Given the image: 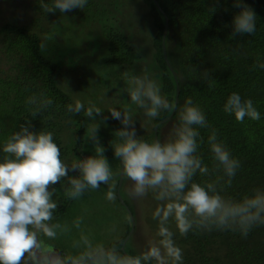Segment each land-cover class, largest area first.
<instances>
[{
    "label": "trees",
    "instance_id": "obj_1",
    "mask_svg": "<svg viewBox=\"0 0 264 264\" xmlns=\"http://www.w3.org/2000/svg\"><path fill=\"white\" fill-rule=\"evenodd\" d=\"M11 1L0 0V63L5 64L0 67V160L6 155L2 149L8 137L27 121L30 131L53 134L61 160L70 166L96 154L88 135L93 124L99 123V143L113 171L109 185L85 191L74 203L66 191L70 188L68 180L77 173L70 171L69 177L52 185L49 190L54 189L52 198L58 205L52 223L79 211L82 222L72 232L78 239L83 233L93 243H119L123 253L133 256L148 248L136 238L135 206L126 192L131 181L122 175L117 188L120 161L111 142L118 141L114 132L122 125L111 117L108 110L112 108L128 111L140 139L151 143L155 133L156 140L165 142L179 124L180 110L191 99L209 125L197 128L196 155L209 167L210 175L198 172L193 182L203 186L223 177L218 191L234 200L251 196L255 189L264 190V68L258 66L264 63V0H242L256 15V29L251 35L236 36L232 21L240 8L233 0H155L158 8L152 0H88L82 10L58 13L53 24L47 22L49 13L42 11L41 0ZM5 2L11 3L1 8ZM43 2L51 5L52 0ZM212 8L215 11L210 12ZM41 43L47 45L43 51ZM88 63L93 73L88 74ZM125 71L137 76L148 74L175 109L162 111L157 118L147 117L130 100ZM232 93L251 99L260 119L245 117L241 123L226 113L223 106ZM41 95L53 103L33 116L34 106L27 101ZM76 102L85 109L100 108L102 114L91 120L83 110L69 112V105ZM213 129L218 142L240 162L230 186L224 183L227 177L222 169L212 171L216 161L208 137ZM113 182L121 203L117 197L114 201L106 198ZM145 198L154 212L160 202L151 192ZM128 213L133 221L130 234ZM147 223L156 235L158 221L152 215ZM169 227L183 251V264H264V225L253 228L246 237L239 231L217 229H194L181 237L174 222L170 221ZM54 245L61 252L78 251L72 246Z\"/></svg>",
    "mask_w": 264,
    "mask_h": 264
},
{
    "label": "clouds",
    "instance_id": "obj_2",
    "mask_svg": "<svg viewBox=\"0 0 264 264\" xmlns=\"http://www.w3.org/2000/svg\"><path fill=\"white\" fill-rule=\"evenodd\" d=\"M11 2H5L2 7ZM87 2L52 0L49 5L41 0L40 7L45 13L59 10L68 14L72 9L82 10ZM233 2L240 8L232 21L233 36L253 34L257 20L253 9L242 0ZM155 6L158 8L157 3ZM55 18L58 17L55 15ZM163 18L165 28L166 17L163 15ZM47 22H51L50 19ZM39 46L42 51L47 47L44 43ZM258 66L264 68V63ZM124 76L130 85L127 91L131 102L143 109L147 117L157 118L162 111L175 109L176 106L161 95L160 85L148 74L137 76L125 71ZM27 103L34 106L32 115L36 116L53 101L41 95L30 97ZM82 110L91 120L102 114L100 108L90 106L85 109L81 102L68 107L73 113ZM223 110L241 123L245 117L254 121L260 119L252 100L242 99L237 93L227 97ZM108 111L122 125L114 132L118 141L111 142V146L121 163L120 174L132 181L129 196L140 199L151 192L160 202L153 212V219L158 221L156 236L159 239L152 241L140 255L133 256L123 253L119 243L110 246L93 243L89 236L81 233L79 240L73 243V248L78 251L74 254L59 251L50 241L56 240L58 232L69 229L66 225L52 223L58 205L52 198L54 189H49L69 177L70 171L77 173L68 180L70 188L66 191V196L75 200L87 190L109 185L113 181V171L103 155L105 149L99 143V123L93 124L88 135L96 154L73 161L69 166L61 160L53 134L32 132L30 122L26 121L19 131L8 137L2 149L6 155L0 161V264H150L152 261L155 264H183V251L175 242L176 233L169 227L170 221L174 222L181 237L194 229L239 231L246 237L253 228L264 225V190L255 189L251 196L234 200L218 191L223 177L203 186L193 182L198 172L210 175L209 167L196 155L200 137L197 128L209 125L203 111L193 105L191 99L180 110L179 124L165 142L149 143L137 137L134 120L128 111L115 108ZM208 143L216 161L212 171L222 169L227 177L224 183L230 186L240 168L239 160L218 142L215 129L209 135ZM114 188L113 182L106 194L109 201L116 199ZM81 222L77 219L74 226L80 228Z\"/></svg>",
    "mask_w": 264,
    "mask_h": 264
},
{
    "label": "rangeland",
    "instance_id": "obj_3",
    "mask_svg": "<svg viewBox=\"0 0 264 264\" xmlns=\"http://www.w3.org/2000/svg\"><path fill=\"white\" fill-rule=\"evenodd\" d=\"M2 8V6H1ZM60 11L57 10L53 13H49V18L51 23L53 24L55 19L59 18ZM63 14H66L67 12H61ZM55 15L58 18H55ZM28 19V18H27ZM29 19H32V17H29ZM45 22L42 21V24H44ZM90 35L86 36V39H89ZM86 47V44H85ZM79 51V50H78ZM71 53V52H70ZM68 53V54H70ZM4 62L0 63V67H5V64H3ZM89 73H93V71L91 70L92 68V64L88 63L86 64ZM4 69V68H3ZM84 72H86V70H84ZM95 77V76H94ZM1 161V160H0ZM76 174V173H75ZM132 186V181L130 183V185L128 187H126V192L129 193V189ZM129 198L134 202L133 205L135 206V218L136 220H134L135 222V230H136V234L138 235L136 238L140 241V242H144L143 244L149 245L152 241L157 240V236L152 234L150 232V227L147 223V219L150 218L153 215V210L152 207L150 205L149 199L147 198H140V199H134L132 197L129 196ZM74 203V200H73ZM78 212L79 211H74L73 213L69 214L68 216H65L63 218V221H58V222H54V223H59L61 225H66L67 228L69 229L67 232H58V236L56 238V240L53 241V243L61 245L62 247H73V243L78 239L77 236L73 235L72 232L76 229V227L74 226V222L78 219ZM113 214H117L115 211L113 212ZM150 235L154 238L151 239ZM58 237H60V239H58ZM137 246L136 242L134 247ZM136 249V248H135Z\"/></svg>",
    "mask_w": 264,
    "mask_h": 264
},
{
    "label": "water",
    "instance_id": "obj_4",
    "mask_svg": "<svg viewBox=\"0 0 264 264\" xmlns=\"http://www.w3.org/2000/svg\"><path fill=\"white\" fill-rule=\"evenodd\" d=\"M152 1H153L154 5H155L156 4L155 1L154 0H152ZM175 83H176V81H175ZM176 95H177V85L175 87V96ZM155 140H156L155 133H153V141H155ZM120 169H121V163L119 162V172H118L117 188L121 184V180H122V175L120 174ZM116 197H117V200L121 203V199L119 197L118 191H116ZM128 217H129V221H130V225H131L130 230L128 232V234H130L132 232V230H133V221H132V217H131V215L129 213H128Z\"/></svg>",
    "mask_w": 264,
    "mask_h": 264
}]
</instances>
